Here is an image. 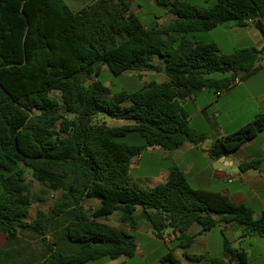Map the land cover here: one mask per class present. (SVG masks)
Masks as SVG:
<instances>
[{"label": "trees", "instance_id": "obj_1", "mask_svg": "<svg viewBox=\"0 0 264 264\" xmlns=\"http://www.w3.org/2000/svg\"><path fill=\"white\" fill-rule=\"evenodd\" d=\"M172 20L145 26L129 0H93L74 12L65 0H0V264H86L137 254L138 244L123 229L104 222L115 213L132 229L150 222L157 238L170 229L176 245L163 264H181L183 249L193 264H246L247 255L223 233L224 256L189 254L202 232L219 222H239L247 233L264 238L260 218L219 192L195 189L184 172L170 170L155 187L139 184L132 162L147 149L173 151L205 136L191 126L184 102L203 90H228L236 77L262 69L264 46L223 54L215 43L195 34L225 23L252 24L264 39V0H217L197 7L185 0H157ZM155 59L159 62L156 63ZM107 67L114 76L129 71L163 73L168 81H150L134 92L112 95L99 77ZM59 91V104L51 93ZM129 101L128 106L123 103ZM98 115L129 121L109 126ZM264 131L257 115L237 131L213 139L209 154L221 158ZM259 162L241 166L256 168ZM28 173L40 186L59 194L54 206L37 210ZM100 206L88 210L86 200ZM218 215L215 219L213 215ZM29 239H40L43 254L28 252Z\"/></svg>", "mask_w": 264, "mask_h": 264}, {"label": "crops", "instance_id": "obj_2", "mask_svg": "<svg viewBox=\"0 0 264 264\" xmlns=\"http://www.w3.org/2000/svg\"><path fill=\"white\" fill-rule=\"evenodd\" d=\"M66 2L72 11L79 12L85 6L91 4L93 0H66ZM167 8L169 10V7ZM233 25L235 29L246 27L239 26L236 23ZM250 25L254 27L252 23L247 26ZM252 36L257 40L258 49H261L264 46L262 35V38L255 33H252ZM248 37H250V33L242 34L240 39L246 40ZM236 79L240 80L238 84H234ZM235 80L228 90L207 89L185 100L183 105L192 128L199 135L205 136V139L200 144L185 143L173 151H166L160 147L147 149L145 153L159 154L162 164L158 163L153 173L140 178V183L146 184V186L142 184L144 187L152 188L164 183L168 179L170 170L178 167L184 172L193 188L227 195L236 204L251 208L255 218L262 216L264 213V131L224 157L213 158L209 154L213 139L223 138L251 122L257 115H264V68L250 77L240 74ZM166 81H168V78L164 82ZM139 159L142 163L145 160L144 155L139 156ZM252 162H259V165L256 168L241 170V166ZM213 217L215 219L219 218L215 214ZM108 219L103 221L108 223ZM236 223L239 222H219L217 227L209 232H202V228L198 224L192 225L188 232L189 235L195 237L192 246L197 243L204 244L202 251L194 253V255L215 257L209 254V241L208 236L205 234L220 228L223 229L222 235L224 231L229 232L230 237L228 240L233 247L246 253L248 258L246 264H264V241L260 240L264 238L256 233L249 234L246 230L241 232ZM146 229L153 231L150 222H148ZM125 231L133 236L129 229ZM170 231V229L166 230L165 234L169 235ZM235 242H238V245H233ZM259 245L262 249L258 247ZM178 249L184 257V250ZM189 249H187V252ZM175 257L177 258L176 255ZM220 258L226 261L230 259L229 256H224V254ZM119 259L111 262H117ZM178 261L181 264H193L188 260L186 262ZM199 264L210 263L205 260ZM232 264L240 263L233 260Z\"/></svg>", "mask_w": 264, "mask_h": 264}, {"label": "rangeland", "instance_id": "obj_3", "mask_svg": "<svg viewBox=\"0 0 264 264\" xmlns=\"http://www.w3.org/2000/svg\"><path fill=\"white\" fill-rule=\"evenodd\" d=\"M66 1V0H65ZM197 7H211L217 3V0H185ZM131 11L138 16V18L143 22L145 26L154 27L156 25H164L169 23L172 20V14L169 12L167 7L160 5L157 0H130ZM233 22L225 23L211 31L201 32L195 34V38L198 41L204 43H215L223 54H230L236 49L240 48H259L257 40L253 38L252 33H255L257 36L261 37V34L258 29L253 26H246L244 28L235 29ZM240 30V31H237ZM250 33V37L246 40H241L240 36L242 34ZM264 57V56H263ZM155 62L159 61L155 59ZM262 69L264 68V59L261 62ZM99 80L108 86L111 90V94H117L124 91L134 92L147 85L150 81H156L157 83H162L167 80V76L163 73H156L154 71H129L120 76H114L107 67L103 68V71L99 77ZM52 98H54L59 104L62 103L61 93L59 91H53L51 93ZM129 101L123 103V106H128ZM95 121L100 123L108 124L109 126H122L128 124L129 121L123 116L119 117H109L98 115L95 118ZM145 160L140 162L139 157H136L131 166V173L134 179L140 183V178L146 177L153 173L156 169L157 164H162L161 156L157 153H143ZM27 182H29V188L31 196L34 199L30 210L29 220H32L36 217L37 210L41 209L45 212H48L55 204L59 194L51 193L46 188L40 186L36 181L31 177V173H28ZM142 180V179H141ZM143 181H145L143 179ZM152 183V182H148ZM146 186L145 183H142ZM141 184V185H142ZM142 185V186H143ZM85 206L88 210H94L100 206V201L98 199H89L86 200ZM106 221V220H104ZM107 222L111 225L121 227L124 231L128 229L131 231L133 237L135 238L138 244V251L134 257L131 258H121L117 262L103 261L98 262H89L86 264H163L162 259L171 252L175 247L173 241L172 231L169 235L165 234L164 239L157 238L153 231L146 229L148 222L145 220H138V226L136 229H132L131 226L127 223H122L120 220V215L115 213L111 216ZM239 226V230L245 231L241 223H236ZM223 229H216L213 232L206 233L209 241V254L215 257H220L224 254L222 250V235ZM224 235L229 238V232L224 231ZM168 238V241L166 240ZM254 240V239H252ZM263 240L264 239H260ZM6 236L0 233V247L5 243ZM30 247L28 252L33 254H43L45 248L40 239L31 240L29 239ZM219 245V248H218ZM233 245H238V242H235ZM204 247V244L197 243L192 246L188 253H200ZM259 248L262 247L259 245ZM179 249H175L174 253L177 256L178 260L186 262L187 260L180 254ZM111 262V263H110ZM256 264V263H252Z\"/></svg>", "mask_w": 264, "mask_h": 264}, {"label": "built area", "instance_id": "obj_4", "mask_svg": "<svg viewBox=\"0 0 264 264\" xmlns=\"http://www.w3.org/2000/svg\"><path fill=\"white\" fill-rule=\"evenodd\" d=\"M251 22H252V20H249V23H251ZM239 82H240V80L239 79H236L235 82H234V84H238ZM166 240L168 241V238Z\"/></svg>", "mask_w": 264, "mask_h": 264}]
</instances>
